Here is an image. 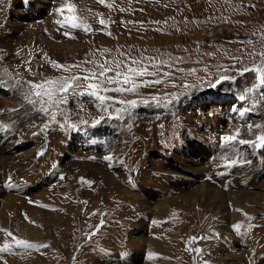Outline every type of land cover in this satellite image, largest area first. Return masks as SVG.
<instances>
[{
    "label": "rangeland",
    "instance_id": "374dc122",
    "mask_svg": "<svg viewBox=\"0 0 264 264\" xmlns=\"http://www.w3.org/2000/svg\"><path fill=\"white\" fill-rule=\"evenodd\" d=\"M71 16L88 31L72 28ZM17 21L43 26L36 59L21 60V66L11 64L17 58L4 38L26 34L27 26L19 31ZM67 44L75 52H64ZM261 53L264 0H0V95L11 104L0 107V146L6 147L0 152V249L9 245L0 250V264H235L244 262L239 255L248 246L264 258V189L215 182L223 193L257 192L251 198L228 196L222 205L216 193L204 194L206 184L178 182L177 170L230 163L260 172L264 185V145L252 143L264 136V87L253 88L257 74L243 72L264 63ZM112 61L121 62L120 69ZM52 62L79 67L65 71ZM100 65L115 71H127L125 65L147 68L158 74L136 77V83H163H148L139 94L101 91L112 98L106 110L84 87L119 86L103 78L77 80L63 94L66 102L49 106L48 113L24 99L29 81L83 77L99 73ZM120 100L136 104L119 113L125 107ZM237 129V141L223 142ZM107 163L112 171L123 167L129 180L120 184L107 176ZM255 199L261 212L251 208ZM145 205L155 209L148 212ZM217 208H239L247 219L235 232L234 216L225 214L220 225L232 233L226 240L216 227ZM241 237L246 244L236 243ZM16 239L37 247H18Z\"/></svg>",
    "mask_w": 264,
    "mask_h": 264
},
{
    "label": "bare ground",
    "instance_id": "6f19581e",
    "mask_svg": "<svg viewBox=\"0 0 264 264\" xmlns=\"http://www.w3.org/2000/svg\"><path fill=\"white\" fill-rule=\"evenodd\" d=\"M16 1V0H15ZM44 1V0H43ZM52 1V0H51ZM38 2V1H37ZM46 2H48V1H46ZM36 3V2H35ZM52 3V2H51ZM53 3H55V1L53 2ZM59 3H61V2H59ZM25 4V3H24ZM41 4H42V2H41ZM46 4V3H45ZM55 4H57V3H55ZM95 4L93 3L92 4V6H94ZM104 5V4H103ZM43 6H45V5H43ZM49 6V5H48ZM54 6V5H53ZM49 9V8H48ZM51 9V8H50ZM49 9V10H50ZM56 9H58V8H56ZM46 11V10H45ZM55 13H57V12H55ZM54 13V14H55ZM50 14H51V11H50ZM48 17V16H47ZM51 17H52V15H51ZM14 19H16V18H14ZM15 24V23H14ZM17 25H16V28H17V30H21V27H26L27 26V23L25 22V24H26V26L22 23H20V21H17V23H16ZM29 24H30V22H29ZM29 24H28V28L26 27V34H24L23 36H19V37H12V38H10V37H4L6 40H7V43L6 44H8V46H9V49H10V51L11 52H14L15 53V56H16V58L17 59H15L14 57H12L11 58V64H14V65H19V66H21V64L20 63H22L21 62V60H29V61H31V60H35L36 59V57H37V54H36V46H37V43L39 42V39H40V37H38V33H37V31L39 30V29H41V28H43V26H42V24H39V25H30L29 26ZM101 25V24H100ZM94 27H96L95 25H94ZM16 28H13V30H15ZM12 29V28H11ZM110 30V29H109ZM113 30H114V28H113ZM16 31V30H15ZM23 32V31H22ZM113 35V34H112ZM118 35V34H117ZM115 36V35H114ZM3 38V37H2ZM98 39H99V41H100V39H101V37L99 36L98 37ZM119 39V38H118ZM117 39V40H118ZM41 40V39H40ZM120 41V40H119ZM6 42V41H5ZM116 42V41H115ZM7 46V45H6ZM7 46V47H8ZM126 47H127V49H130V48H132V45H125ZM129 47V48H128ZM113 49L115 48V47H112ZM64 49H67V50H65L64 52H66V51H68V52H75V49L73 48V46L72 45H69V44H67L66 46H64ZM110 50H112V49H110ZM37 53H40V52H37ZM12 56H14V55H12ZM7 63V62H6ZM24 64V63H23ZM36 65V64H35ZM8 66V65H7ZM37 66V65H36ZM33 66H31V68H32ZM33 69V68H32ZM2 81V80H1ZM15 98V97H14ZM10 103L7 101V100H5L1 95H0V107H2V108H8V107H10ZM240 113V112H239ZM235 114V113H234ZM7 141V140H6ZM11 141H9V143H10ZM16 143V142H15ZM12 146H13V143H12ZM11 146V147H12ZM3 149H6V147H4V146H0V152L1 151H3ZM7 149H9V148H7ZM5 151V150H4ZM104 156V155H103ZM79 157V156H78ZM180 157V156H179ZM2 158L4 159V157L3 156H1L0 155V161L2 160ZM80 158H82V157H80ZM214 158V157H213ZM212 158V159H213ZM192 159V158H191ZM180 160V159H179ZM184 160V159H183ZM187 160V159H186ZM195 160V159H194ZM86 161V160H85ZM83 162V161H82ZM103 162V161H102ZM101 162V163H102ZM105 162V161H104ZM192 162V161H191ZM196 162V161H195ZM204 162V161H203ZM208 162V161H207ZM210 162V161H209ZM211 162H212V160H211ZM228 162V161H227ZM226 162V163H227ZM86 163V162H85ZM87 163H88V161H87ZM197 163H199V162H197ZM216 163V162H215ZM229 163V162H228ZM92 164V163H91ZM240 164H243V163H240ZM98 165V164H97ZM188 165V164H187ZM193 165V164H192ZM191 165V166H192ZM200 165V164H199ZM109 166L111 167V164H108L107 163V165H106V167H105V165H104V168L102 167V170H103V172L107 175V176H115L116 177V179H117V181H119V182H117V183H120L121 181L123 182V181H125L126 182V174H127V172H125V169L123 168V167H120V166H117V168L114 170V171H112V169H110L109 168ZM165 166V165H164ZM194 166V165H193ZM207 166V165H206ZM206 166H203V165H201V166H198V168H196V169H192L193 167H190L189 165L188 166H177V170L180 172V174L181 175H179L178 173L179 172H176V174H178L179 176V181L178 182H180L182 185H184V184H193V183H202V184H206L207 185V192H206V188L204 189L205 190V192H204V194L205 195H207L208 193H216V196L218 197V198H220L221 199V202H222V205L227 201V198H228V196H229V199H231V198H234V197H239V196H245L246 195V197L247 198H251V196H250V194L252 193V194H256V193H253V191H250V190H252V189H250V190H248V189H244L245 187L244 186H246V184H248V185H250L253 189H264V185L262 184V183H259L258 182V180L260 179V177H261V173L260 172H248V171H243V170H239L237 167H236V165L235 166H233V165H230V163L229 164H210V165H208L207 167ZM242 166V165H241ZM2 167V166H1ZM98 167V166H97ZM96 167V168H97ZM239 167H240V165H239ZM168 168V167H167ZM241 168V167H240ZM171 169H172V167H171ZM170 169V170H171ZM174 169V168H173ZM100 170V169H99ZM127 170V169H126ZM135 170V169H134ZM142 171V170H141ZM168 171V170H167ZM243 171V172H242ZM102 172V171H101ZM98 173V172H97ZM99 174H101V173H99ZM175 174V173H174ZM264 174V173H263ZM166 175H167V173H166ZM171 175H173V174H171ZM101 176V175H100ZM106 177V176H105ZM173 177V176H172ZM171 177V178H172ZM175 177V176H174ZM168 178V177H167ZM262 179V178H261ZM127 180H129V179H127ZM104 181V180H103ZM173 181H174V179L172 180V183H173ZM218 183V185H224V186H226L227 187V185H228V187L229 186H232L233 184H238V183H240L241 185H242V187H244L243 189H241L242 191H241V193H234V192H236V190L235 191H233L231 194L230 193H223L222 191H218V188H217V186L215 187V186H212V184H214V183ZM263 182H264V180H263ZM2 183V182H1ZM113 183V182H112ZM128 183V182H127ZM171 183V184H172ZM215 183V184H216ZM101 184H104V183H101ZM121 184V183H120ZM120 184H115V182H114V185H120ZM126 184V183H125ZM202 184H199L201 187H199V189L197 190V191H201V189H202V187H203V185ZM113 185V186H114ZM198 185V184H197ZM3 186V185H2ZM180 186V185H179ZM190 186H192V185H190ZM110 187H112L111 186V184H110ZM129 187V186H128ZM174 187V186H173ZM172 187V188H173ZM176 187V186H175ZM180 187H182L183 188V186H180ZM189 187V186H188ZM194 187V186H193ZM1 188H3V187H1ZM17 188V187H16ZM118 188V187H117ZM127 188V187H126ZM185 188V187H184ZM114 189V188H113ZM212 189V190H211ZM220 189V188H219ZM227 189V188H226ZM181 190V189H180ZM115 191V190H114ZM124 191H126V190H124ZM189 191V190H188ZM196 191V190H195ZM194 191V192H195ZM0 192H1V190H0ZM113 192V191H112ZM146 192V191H145ZM148 192V191H147ZM153 192V191H152ZM258 192H259V190H258ZM4 193V192H3ZM119 193V192H118ZM118 193L116 194V195H118ZM121 193H123V191L121 192ZM127 193V192H126ZM150 193V192H149ZM212 193V195H207V196H213L214 194ZM125 194V193H124ZM132 194H134V193H132ZM131 194V195H132ZM197 194H199V193H197ZM3 195V194H2ZM115 195V194H114ZM136 195V194H135ZM153 195V194H152ZM191 196V195H190ZM198 196V195H197ZM253 196V195H252ZM126 197V196H125ZM135 197V196H134ZM138 197V196H137ZM149 197V196H148ZM154 197V196H153ZM179 197V196H178ZM184 197V196H183ZM186 197V196H185ZM260 197V196H259ZM14 198V197H13ZM121 198V197H120ZM132 198V197H131ZM130 198V199H131ZM182 198V197H181ZM193 198V197H192ZM247 198H245V199H247ZM258 198V197H257ZM139 199V198H138ZM141 199V198H140ZM148 199V198H147ZM180 199V198H179ZM177 200V199H176ZM185 200H186V198H185ZM175 201V200H174ZM180 201V200H179ZM231 201V200H230ZM187 202V201H186ZM228 202V201H227ZM240 202V201H239ZM244 202V201H243ZM230 203V202H229ZM232 203V202H231ZM235 203V202H234ZM248 203V202H247ZM246 203V204H247ZM259 203H260V200H254V203H253V206L251 207L252 208V210L254 211V212H261V210L259 209ZM182 204V203H181ZM184 204V203H183ZM250 204V203H249ZM252 204V203H251ZM247 206V205H246ZM144 207V206H143ZM145 207H147L148 209H149V211L148 212H152V210L153 209H155V207H153V206H151V205H145ZM222 207V206H221ZM226 208V207H225ZM232 208H234V207H232ZM245 208V207H244ZM250 208V209H251ZM215 209V208H214ZM218 209V208H217ZM227 209V208H226ZM239 209V208H238ZM243 209V208H242ZM247 209V208H246ZM245 209V210H246ZM250 209H248V210H250ZM235 210V209H234ZM234 210H226V211H224L223 209H218V211L217 212H219V216H217V218H215V221L217 220V219H219V220H217L218 222H217V228H218V230H219V232H222V238L224 239V240H226L225 238H228V237H230L231 236V230H230V228H227V227H223V226H221L220 225V222H222V221H225V214H229V216L230 215H232V216H234V218H233V220L235 221L234 223H237V224H241V226H242V222L243 221H245V220H247L246 218H245V216L243 215V213H241V212H244V211H241V212H239V211H237V212H235ZM162 212V211H161ZM160 212V213H161ZM212 214V213H211ZM215 214V213H214ZM250 214V213H249ZM218 215V214H217ZM210 217H208V215L207 214H204L203 215V219H205V220H210L209 219ZM231 218V217H230ZM211 221V220H210ZM226 222V221H225ZM196 223H197V221H196ZM199 223V222H198ZM229 224V223H228ZM229 225H231V224H229ZM225 226V225H224ZM233 226V225H232ZM197 228L199 227V226H196ZM205 226H200L199 228H203L204 230H205V228H204ZM208 230H207V227H206V232H207ZM240 231V230H239ZM238 231V232H239ZM235 232H237V230L235 231ZM237 234V233H236ZM243 234V233H242ZM220 238V237H219ZM234 238V237H233ZM237 238V237H236ZM242 238V237H241ZM244 238V237H243ZM240 239L241 241H237L236 243H245L246 241H243V240H246V239ZM143 239V238H142ZM146 239V238H145ZM230 239V238H229ZM229 239H227V240H229ZM235 239V238H234ZM142 241V240H141ZM243 241V242H242ZM248 241V240H247ZM145 242L147 243V239L145 240ZM145 242H143V244L145 243ZM223 242H225V241H223ZM206 244H208L207 242H205ZM247 243V242H246ZM245 243V244H246ZM148 244V243H147ZM226 244V243H225ZM224 245V244H223ZM232 245H233V243H232ZM236 245V244H235ZM249 245V244H248ZM251 245V244H250ZM145 246H148V245H145ZM209 246L211 247V248H213L214 249V247H213V244H211V243H209ZM233 247V246H232ZM243 247V246H242ZM220 249H218V250H223L222 249V247H219ZM227 248V247H226ZM235 248V247H234ZM246 248V247H245ZM253 247H251V246H248L247 247V249H243V251H242V249L240 250V251H242V255H239V257H241V258H239V259H242L244 262L243 263H237V262H235V264H264V258L263 257H261V258H258L257 256V258L255 257V255H254V253H253V249H252ZM236 249H237V247H236ZM142 250V249H141ZM239 250V249H238ZM136 251H138V250H136ZM140 251V250H139ZM215 252V251H214ZM226 252V251H225ZM145 253V252H144ZM218 253V252H217ZM258 253V252H257ZM261 253V252H260ZM221 254V253H220ZM227 254H229V253H227ZM241 254V253H240ZM145 255V254H144ZM223 255H224V253H223ZM235 255V254H234ZM261 255V254H260ZM231 256V255H230ZM141 257V256H140ZM146 257V256H145ZM149 258L148 259H150V256H148ZM217 257V256H216ZM224 257V256H223ZM235 257V256H234ZM233 257V258H234ZM215 258V257H214ZM218 258H221L222 259V256H218ZM147 259V260H148ZM229 259H231V257L229 258ZM236 259H238V258H236ZM120 260V259H119ZM146 260V261H147ZM123 261V260H122ZM234 261V260H233ZM237 261V260H236ZM224 262V261H223ZM221 263V264H226V262L225 263ZM242 262V261H241ZM123 263V262H122ZM151 263V262H150ZM234 263V262H233ZM131 264V263H130ZM147 264H148V262H147ZM152 264V263H151ZM228 264H230V263H228Z\"/></svg>",
    "mask_w": 264,
    "mask_h": 264
},
{
    "label": "snow or ice",
    "instance_id": "6c2138e0",
    "mask_svg": "<svg viewBox=\"0 0 264 264\" xmlns=\"http://www.w3.org/2000/svg\"><path fill=\"white\" fill-rule=\"evenodd\" d=\"M99 2H102V0H99ZM66 7L68 8L69 11H72L74 6L71 4H67ZM61 13H63V9L60 10ZM76 17L71 16L68 17V21L71 22L70 26L72 28H83L84 31H88V28L83 24V23H75L72 21H75ZM58 23H64L63 21H58ZM100 24H104L103 20H100ZM67 35V33H65ZM107 51V49H105ZM261 55H264V53H261ZM149 60H152L154 58L149 57ZM53 65L57 68L64 69L65 71H70L71 68L73 67H79V65H62L58 64L56 62H52ZM110 63H115L116 64V69H120V64L121 62L119 61H112ZM133 64H139L141 61H132ZM163 63V62H162ZM101 71L99 73L94 72V71H89L87 75L80 77V76H71L70 78H65L62 81L57 80H44V81H39V82H31L29 81L30 89L27 93H25L24 99L28 102L29 105L33 107L35 110L37 103H40L41 107L39 111L48 113L49 112V106L51 105H59L61 103H65V97L64 93L69 89V87L74 84L77 80L83 79L85 81H90V80H96L99 81L103 78V80L108 83V84H116L119 85L118 87L115 88H99L97 83H91L89 85H85L84 87L90 88L91 91H88L86 94L89 95L90 97L94 98L96 101L100 102L102 107H105V110L107 109L108 106H110V102L112 101L111 97H106L104 95H101V91H111L115 93H134V94H139V88L142 86H147L148 83L151 84H161L163 81L161 79H155L153 81H145L143 84H138L136 83L135 78L140 77V76H156L158 73L157 72H148L147 68H133V67H128L125 65L127 68V71H115L111 67L105 68L103 65H100ZM154 67H159L158 65H154ZM29 72H31V69H28ZM115 71V75L113 77H108L107 73ZM243 72H254L257 74V83L253 85V88H259V87H264V63L257 65L253 68H245L243 69ZM165 75H170V74H165ZM125 85H129L125 87ZM188 87H192L191 85H188ZM253 89H246V92H250ZM35 97L36 99H33ZM153 100L159 102L158 97H152ZM122 105H125V107L117 109L119 113H123L124 111H127V108L130 106H134L136 104V101H116ZM87 123V121H85ZM98 123V121H97ZM74 127V125H73ZM252 125L247 126V130L252 129ZM240 134L239 129H237L236 134L234 135H226L222 137L223 142L225 143H231L234 141H237V136ZM239 143H250L249 141H238ZM259 142L261 145H264V136H258L257 141L252 142L256 143ZM106 159L111 160V157H106ZM236 211H242L241 209H236ZM246 216L248 214L245 213ZM251 219V217H249ZM251 227V226H249ZM235 230L239 231L241 228L240 224H236L234 226ZM8 235H12L11 232L8 233ZM15 239V238H14ZM196 238H192L193 241H195ZM206 239V237L204 238ZM16 246L18 247H23L25 249H31L34 247H37V245L30 243L26 240L23 239H16L15 240ZM39 246H45V245H39ZM9 245L4 244L3 249L0 250H7ZM194 251L200 252L202 251L201 249H194Z\"/></svg>",
    "mask_w": 264,
    "mask_h": 264
},
{
    "label": "built area",
    "instance_id": "2783aa9c",
    "mask_svg": "<svg viewBox=\"0 0 264 264\" xmlns=\"http://www.w3.org/2000/svg\"><path fill=\"white\" fill-rule=\"evenodd\" d=\"M224 109V108H223ZM221 115H223L224 116V113L223 114H221ZM8 185V184H7ZM5 187H6V185H4Z\"/></svg>",
    "mask_w": 264,
    "mask_h": 264
},
{
    "label": "clouds",
    "instance_id": "9594fccd",
    "mask_svg": "<svg viewBox=\"0 0 264 264\" xmlns=\"http://www.w3.org/2000/svg\"><path fill=\"white\" fill-rule=\"evenodd\" d=\"M6 188H8V187H6ZM135 188V187H134ZM9 189V188H8ZM135 189H137V188H135Z\"/></svg>",
    "mask_w": 264,
    "mask_h": 264
}]
</instances>
